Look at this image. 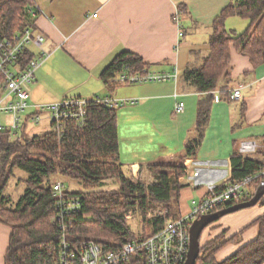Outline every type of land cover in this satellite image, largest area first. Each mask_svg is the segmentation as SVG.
Returning <instances> with one entry per match:
<instances>
[{"label": "crops", "instance_id": "1", "mask_svg": "<svg viewBox=\"0 0 264 264\" xmlns=\"http://www.w3.org/2000/svg\"><path fill=\"white\" fill-rule=\"evenodd\" d=\"M30 1L35 9V15H29L31 28L45 36L42 48L50 54L35 71L29 102L70 96L134 99L116 106L119 161L128 177L141 181H151V166L181 167L175 180L182 186L178 197L169 202L172 215H178L174 219L188 213L191 201L201 200L209 185L221 188L234 181V171L245 159L264 169V61L253 64L233 42L229 46V77L222 78L212 90L199 91L180 79L183 70L199 65L208 53L212 24L232 0ZM248 24L247 18L236 14L225 19L226 29L235 34L242 33ZM29 50L39 52L34 45ZM125 51L138 56L148 70L177 68V82L110 87L112 76L105 80L103 72ZM237 88L241 96L234 99L231 93ZM178 101L185 104L179 113L174 111ZM207 101L202 137L188 154L189 140L198 135V108ZM3 119L10 121L9 116ZM41 123L50 127L48 117ZM31 126L36 125L22 128L29 136L43 133L32 132ZM247 142L254 144L253 150H243ZM250 190L252 196L255 190ZM262 215L264 205L260 203L227 213L205 227L200 246L220 235L229 239L215 254L217 262L223 261L258 237L256 220ZM10 232L0 221V264H4Z\"/></svg>", "mask_w": 264, "mask_h": 264}, {"label": "trees", "instance_id": "2", "mask_svg": "<svg viewBox=\"0 0 264 264\" xmlns=\"http://www.w3.org/2000/svg\"><path fill=\"white\" fill-rule=\"evenodd\" d=\"M31 4L30 0H0V40L25 26L31 27L27 13L28 8H34ZM230 14L248 19L249 24L242 33L235 34L226 29L225 19ZM211 28L208 53L199 65L183 70L180 77L184 83L199 91L212 90L222 78L229 77V46L233 42L253 64L264 61V0H232ZM31 56L32 53L26 50L22 63H26ZM145 67L146 64L138 56L125 51L107 66L103 78H113L114 73L123 70L141 72ZM208 110V101L207 105L201 103L198 108V135L189 140L186 146L188 154L194 151L202 137ZM116 116V108L89 103L86 121L81 125L68 122L60 142L50 131L29 136L21 129L14 138L8 128H0V221L11 230L4 264L56 262L60 239L57 226L51 221L56 213L52 192L55 181L51 183L55 176L75 181L81 186L80 190L72 191L67 187L65 190L66 194L79 198L81 202L69 237L74 247L82 241L92 240L105 248L114 249L131 240H142L161 230L168 220L178 217L172 215L174 211L169 202L178 197L182 186L175 180L181 173V167L175 164L151 166V181L128 177L119 161ZM259 166L257 162L245 159L242 167L235 169L232 180L260 171ZM16 168L26 174L23 180L25 189L12 205L4 189ZM261 181L262 178L253 181L250 189L255 190ZM150 203L165 213L151 221H142L146 228L134 231L121 214L137 207L144 218ZM258 203L264 205V195ZM256 223L259 234L254 241L217 262L216 252L229 240L222 235L217 236L200 246L194 264H262L264 215Z\"/></svg>", "mask_w": 264, "mask_h": 264}, {"label": "built area", "instance_id": "3", "mask_svg": "<svg viewBox=\"0 0 264 264\" xmlns=\"http://www.w3.org/2000/svg\"><path fill=\"white\" fill-rule=\"evenodd\" d=\"M27 13L34 16L35 9L30 7ZM92 16H97V13H93ZM175 20L178 24V10L175 12ZM182 35L179 30L178 37ZM44 40L45 36L34 32L30 26H25L12 33L10 37L0 40V128H8L12 137L18 136L26 125H38L48 117L49 131L60 142L68 122L81 125L86 121L89 103L116 108L123 103L134 101L100 96L92 98L70 96L58 101L31 104L29 90L35 78V71L50 54L42 48ZM31 45L37 47L39 52L32 53L30 59L23 64L22 56L26 50L30 51ZM169 80L177 82V68L172 71L123 70L119 75L110 78L108 84L113 87L119 84ZM231 96L239 99L240 89H234ZM184 106V102L178 101L174 105V111L182 112ZM4 116H9L10 121H4ZM242 148L250 151L253 150L254 144L243 143ZM259 178L264 179V169L229 182L221 188L209 185L206 195L201 200L191 201L188 213L177 219L168 220L161 230L142 240H131L114 249L105 248L92 240L82 241L78 247L72 246L69 237L74 227V215L79 213L81 202L79 198L66 194L65 184L57 181L52 184L56 213L51 221L59 231L60 250L54 264H183L189 250L191 223L201 215L251 197L250 185Z\"/></svg>", "mask_w": 264, "mask_h": 264}, {"label": "rangeland", "instance_id": "4", "mask_svg": "<svg viewBox=\"0 0 264 264\" xmlns=\"http://www.w3.org/2000/svg\"><path fill=\"white\" fill-rule=\"evenodd\" d=\"M31 129H32V132H39V131L46 132V131L50 130V127L46 123H41L40 125H36L35 127L31 126ZM25 177H26L25 172L19 168H16V169H14L13 175L9 178V180L5 186V189H4L5 193L9 195V197L11 198V200H13V202H15L18 199L20 194H22L23 190L25 189V184L23 182ZM54 181L55 182L56 181L63 182L65 184V186L68 188V190L76 191V190L81 189V186L77 182L70 181L69 179H66V178L55 176L51 180V183ZM110 186H112V185H110ZM13 202H11L12 205H13ZM149 207H154V208H149ZM149 207L147 209V212L144 214V218H142L143 215L141 214L140 210L137 207H133V208L129 209L124 214L122 213L121 216H122V218L124 217L127 220L128 224L130 225V227L134 231L140 232L141 229L146 228L142 225V221H144V222H146L148 220L151 221L152 218L165 213V211H163L161 208H157L155 205H153L151 203H150ZM119 215H120V213H119ZM49 222H50V220H49ZM144 225H146V224H144Z\"/></svg>", "mask_w": 264, "mask_h": 264}, {"label": "water", "instance_id": "5", "mask_svg": "<svg viewBox=\"0 0 264 264\" xmlns=\"http://www.w3.org/2000/svg\"><path fill=\"white\" fill-rule=\"evenodd\" d=\"M262 195H264V179L260 182L254 194L249 199L228 205L212 213L201 215L199 218L195 219L191 223L189 228V250L183 264L195 263V260L200 251L199 237L205 227L227 213H231L239 209L247 208L257 204Z\"/></svg>", "mask_w": 264, "mask_h": 264}, {"label": "bare ground", "instance_id": "6", "mask_svg": "<svg viewBox=\"0 0 264 264\" xmlns=\"http://www.w3.org/2000/svg\"><path fill=\"white\" fill-rule=\"evenodd\" d=\"M262 180H263V179H262ZM259 184H260V183H259ZM259 184H258V185H259Z\"/></svg>", "mask_w": 264, "mask_h": 264}]
</instances>
